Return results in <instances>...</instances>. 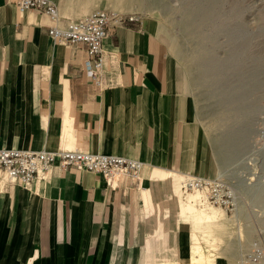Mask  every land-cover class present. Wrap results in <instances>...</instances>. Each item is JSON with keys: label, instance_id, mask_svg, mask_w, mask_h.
<instances>
[{"label": "crops", "instance_id": "1", "mask_svg": "<svg viewBox=\"0 0 264 264\" xmlns=\"http://www.w3.org/2000/svg\"><path fill=\"white\" fill-rule=\"evenodd\" d=\"M51 1L61 25L101 7ZM140 21L110 27L103 48L112 58L97 86L82 45L55 43L45 14L0 0V148H77L145 163L139 179L123 175L112 186L57 163L29 187L0 172V264H144L158 238L148 207L157 220L175 176L210 175L208 138L159 23Z\"/></svg>", "mask_w": 264, "mask_h": 264}, {"label": "rangeland", "instance_id": "2", "mask_svg": "<svg viewBox=\"0 0 264 264\" xmlns=\"http://www.w3.org/2000/svg\"><path fill=\"white\" fill-rule=\"evenodd\" d=\"M98 1L101 7L97 9L133 14L127 11V7L119 10L116 0ZM130 4L139 7L134 14L158 21L159 36L177 63L182 90L192 98L195 118L202 124L210 144L208 176L223 180L235 194L234 208L226 211L204 202L200 192L183 193L180 188L183 176H175L176 188H171L167 203L173 205L179 200L194 210L182 217L175 209L163 207L155 220V207H148L151 210L149 218L157 223L153 232L152 229L149 232L159 240L157 238L155 244L146 245L144 264H188L190 255L202 261L210 259L211 264H240L254 243H258L264 252V71L257 76L247 77L246 73L240 76L239 60L229 59L234 41L222 31L217 33L211 24L207 26L196 20L198 7L187 12L183 0H160L152 9L135 0ZM251 4L253 12L256 11V20L254 25H247L242 36H248L250 28L252 48H259L262 55L264 0H251ZM208 57L225 59L229 63L223 76L218 71L212 76L215 82H204L195 77ZM253 65L251 62L246 64ZM242 70L248 71L245 66ZM249 85L256 91L252 89L247 93L245 90ZM208 209L221 211L223 218L217 222L198 219L199 213ZM229 249L233 250L232 256L225 254ZM158 251L160 255L156 257Z\"/></svg>", "mask_w": 264, "mask_h": 264}, {"label": "built area", "instance_id": "3", "mask_svg": "<svg viewBox=\"0 0 264 264\" xmlns=\"http://www.w3.org/2000/svg\"><path fill=\"white\" fill-rule=\"evenodd\" d=\"M19 10L35 9L45 14L51 21L48 34L55 43L82 45L86 52L84 73L97 86L102 85L105 66L112 55L103 48L104 39L110 27L129 22H141L137 14L118 13L109 9H96L78 19L60 24L56 5L51 0H10ZM74 167L101 175L107 185L126 175L140 178L145 163L141 160L115 154L88 152L77 148L58 150H31L24 148H0V172L6 183L29 187L36 180H47L52 167ZM183 193L200 192L205 201L212 205L232 210L235 206L233 190L221 179L209 176L184 174L181 181ZM264 252L254 243L243 256L240 264H261Z\"/></svg>", "mask_w": 264, "mask_h": 264}, {"label": "bare ground", "instance_id": "4", "mask_svg": "<svg viewBox=\"0 0 264 264\" xmlns=\"http://www.w3.org/2000/svg\"><path fill=\"white\" fill-rule=\"evenodd\" d=\"M132 1L116 0L117 7L119 8V10H122L124 7H127V11H131V12L139 11V7L136 4H130ZM158 1L160 0H135V2L144 4L149 9H152V6ZM183 1L184 3H186L185 5H186L187 12L195 11V6L199 8V12L197 11L194 17L196 20H199L201 23L203 22L207 26L211 24L212 27H214L217 30V33L218 31L219 32L222 31L231 40L234 41V45L232 46L229 52V57H230L229 59L234 60L235 58H237V60H239L240 63L238 64L240 68L238 69V71H239L240 76H243L244 73H246L245 75H247V77H250L251 75L255 76L257 73L259 72L261 73L264 71L263 70L264 69L263 68L264 67V54L261 55V51H259V48L257 50L252 48L251 37L253 36H251L250 28H249L248 36L246 35L244 37L242 36V33L246 30L247 25L248 27L249 25H254V22L256 20L255 18L256 11L254 13L252 10L253 8L251 6L252 5L251 0H187V1L183 0ZM126 3L129 5H126ZM246 16L248 18L250 16L249 20L247 19ZM209 40H214V39H209ZM262 50H264V45H263ZM226 62L227 61L225 59L221 61V59L216 60L214 58L212 59L209 58L208 60L203 62V65L201 66L202 68L198 70L195 77L198 78L200 81L215 82L212 76L215 73H217V71L219 72L220 75L223 76L224 71L227 70L226 67H228L226 66V64L227 65L229 64L228 62L227 63ZM247 62L254 63V65L246 66ZM244 66L245 68L248 69L247 72L246 71L244 72V70H242V67ZM252 89L254 90V88H252V86L249 85L248 89L246 88L245 91L247 93H250ZM245 91L243 89V94H246ZM239 98H241V95ZM255 102H252V103L256 104ZM257 102L259 101L257 100ZM170 176H171L170 174H166L165 177L163 178L164 182L168 184H172L173 181L171 180ZM175 188H176V185H175ZM200 196H201L200 198H202L203 201L206 202L204 198L202 197V195ZM166 207L168 209H172V208L175 209L177 215L179 214L182 217H187V214L190 212V210H194V208L191 207V205H188V204L185 205L181 203L179 200H175L173 205L166 203ZM203 218L209 222H217L219 219L223 218V214L221 211H218L216 209L202 210L198 215V219H203ZM194 247L196 248V246H193V248ZM232 251L233 250L229 249L228 251L225 252V254H227V256L228 255L230 256L232 254ZM190 257L191 259L188 264H211L212 262L210 259L206 261L205 260L202 261V259L199 260L200 258H197L193 255H190Z\"/></svg>", "mask_w": 264, "mask_h": 264}]
</instances>
